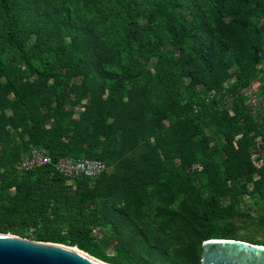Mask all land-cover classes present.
<instances>
[{"label":"trees","instance_id":"obj_1","mask_svg":"<svg viewBox=\"0 0 264 264\" xmlns=\"http://www.w3.org/2000/svg\"><path fill=\"white\" fill-rule=\"evenodd\" d=\"M31 8L33 15L25 14ZM203 10L212 19L230 18L243 44L230 42L204 22ZM259 10L264 11V1L0 0L1 86L10 96L12 112L0 116L25 134L26 149L41 146L52 161L60 156L103 161L106 155H96L95 150L117 121L114 117L108 121V117L118 88L129 85L128 104L139 105L159 129L154 135L155 146L144 155V171L172 177L189 188L199 244L210 238H225L264 245V240L253 238L252 230L240 233L243 227L235 224L238 219H250L238 207L241 196L249 194L261 201L255 224L264 228V163L256 168L249 156L253 139L260 136L264 141V117L255 121L238 93L261 59L264 24L257 27L250 21ZM216 49L228 64L237 63L233 80L227 81L226 69L216 67ZM191 60L201 72L199 92L194 91L193 82L183 83L181 79L192 73ZM92 67L103 77L114 79L98 106L84 107L71 120L62 108L63 89L72 76L86 74ZM29 75L34 76L31 83L17 82ZM221 90L233 93L231 113L221 106L222 98L216 97ZM35 94L42 98L38 103L34 102ZM42 103H49L52 112L48 127H44L45 116L37 110V104ZM162 118L167 119V125L160 124ZM66 120L69 127L64 125ZM130 122L139 126V121ZM204 129L218 139L213 149L206 146ZM138 139L143 142L146 137L139 134ZM220 151L226 157L219 167L211 156L217 157ZM114 156L110 152L107 158ZM201 157L209 161V167L201 163L198 169L188 170ZM105 176V172L96 176L90 187L87 181L92 178L67 180L51 164L8 180L1 175L0 233L22 236V229L35 220L53 221L65 227L66 235L45 233L36 240L74 244L111 264H139V259L124 254L119 255L123 259L106 256L100 247L107 244V238L97 243L88 235L99 212L97 201L110 192V181L100 185Z\"/></svg>","mask_w":264,"mask_h":264},{"label":"rangeland","instance_id":"obj_2","mask_svg":"<svg viewBox=\"0 0 264 264\" xmlns=\"http://www.w3.org/2000/svg\"><path fill=\"white\" fill-rule=\"evenodd\" d=\"M25 14L33 15L32 8L31 11L26 10ZM201 17L204 22L210 24L214 30L221 32L222 36L229 39L230 42L237 45L243 44L242 35L231 24L230 18H225L222 21L212 19L204 10L201 11ZM250 21L255 26L261 27L264 24V11H257ZM215 51L216 67L220 71L226 69L227 81L233 80L235 68H238L237 63L228 64L227 58L221 54L220 49ZM259 57L260 61L253 66V70L248 74L247 84L238 91L248 113L255 121L264 117V38L260 43ZM152 63L153 60L150 59L148 64ZM20 68L22 69L23 65H20ZM198 68V64L191 60L189 69L192 70V73L190 76L181 78L183 83L193 82L195 92H199L201 89V72L198 71ZM111 71L116 72L117 70L111 68ZM105 73L108 74V72ZM33 79V75L21 76L17 82L27 85ZM113 79V76L103 77L97 68L93 67L86 74L72 76L63 89L65 97H63L62 103V108L66 110L69 119H76L84 107L98 106ZM1 84H3L2 76H0V115L2 113L4 117H7L12 113L11 101ZM128 90L129 85L118 88L116 101L108 117V121L111 120V117L116 118L117 121L114 122L113 131L107 135L106 139H101L100 145L95 150L96 155H106L104 158L106 161L102 160L108 167L105 172L106 176L100 185L110 181L111 188L109 193L101 196L97 201L99 212L97 210L95 223L89 227L88 235L92 241L97 243L103 238H107V244L100 248L108 257L117 258L124 254L128 255L126 257L139 259V264H200L199 229L198 223L191 214L193 200L191 192L184 183L175 181L174 178L171 179L172 177H157L158 173L147 175L144 171L145 168L142 166L144 155L149 153L151 145L155 146L154 135L159 133V129L158 124L152 122L148 114L144 115L139 105L128 104L127 100L131 97ZM220 92L222 95L221 106L231 113L233 93L223 90ZM35 95L34 102L38 103L39 100H42L40 95ZM37 110L45 116L44 127H48L52 121L49 103L48 105L37 104ZM120 111H124V115H120ZM131 119L139 121V126L133 125L130 122ZM159 122L161 125H167L166 118L160 119ZM64 125L69 127V120H66ZM68 134H72V130H68ZM139 134L145 135L146 139L143 142H139ZM249 134L252 136L253 132ZM204 135L206 136V146L213 149V146L217 145L218 139L207 129H204ZM238 136L239 132L235 134L234 138ZM24 138L25 134L20 129H13L0 116V177L2 175L4 179L8 180L12 176H19L24 172L20 168L21 160L28 153V149L23 144ZM162 141L165 143V140ZM110 152L115 156L107 158ZM249 156L251 160L262 159L264 162V141L260 144L254 138L252 146L249 148ZM211 157L220 167L224 165L226 154L220 151L217 157L215 155ZM201 163L206 165V168L209 167V161L201 157L193 161L188 170L198 169ZM253 177L256 175L254 174ZM96 180L97 177L92 178L87 181V184L92 187ZM8 190L11 188L8 187ZM259 201L258 197L243 194L238 207L247 213L250 219H238L235 224L243 227L240 228V233L247 229L252 230L253 238L263 241L264 228H259L255 224L260 212ZM117 209L123 211L126 216L120 214ZM45 233L66 235L63 225L39 219L29 227L23 228L22 236L19 237L38 241L36 236ZM67 246L76 247L74 244ZM121 258L123 259V257Z\"/></svg>","mask_w":264,"mask_h":264},{"label":"water","instance_id":"obj_3","mask_svg":"<svg viewBox=\"0 0 264 264\" xmlns=\"http://www.w3.org/2000/svg\"><path fill=\"white\" fill-rule=\"evenodd\" d=\"M200 264H264V245L238 239L210 238L200 244ZM0 264H107L60 243L0 233Z\"/></svg>","mask_w":264,"mask_h":264},{"label":"built area","instance_id":"obj_4","mask_svg":"<svg viewBox=\"0 0 264 264\" xmlns=\"http://www.w3.org/2000/svg\"><path fill=\"white\" fill-rule=\"evenodd\" d=\"M216 97H222L220 91L216 93ZM255 140L257 143H262L260 136L256 137ZM252 163L257 168L264 162L262 159H259L252 160ZM47 164H51L52 167L58 173L66 177L67 180L77 176L93 178L103 172H107L108 170V167L104 164V162L97 158H73L70 156H60L52 161L48 152L41 146H32L29 148L27 155L20 162V168L24 171H28L35 167Z\"/></svg>","mask_w":264,"mask_h":264}]
</instances>
